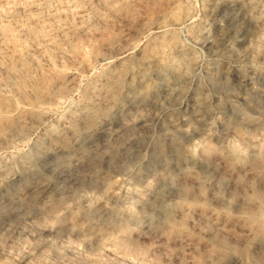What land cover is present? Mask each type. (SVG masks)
<instances>
[{"label":"rangeland","instance_id":"374dc122","mask_svg":"<svg viewBox=\"0 0 264 264\" xmlns=\"http://www.w3.org/2000/svg\"><path fill=\"white\" fill-rule=\"evenodd\" d=\"M0 264H264V0H0Z\"/></svg>","mask_w":264,"mask_h":264},{"label":"bare ground","instance_id":"6f19581e","mask_svg":"<svg viewBox=\"0 0 264 264\" xmlns=\"http://www.w3.org/2000/svg\"><path fill=\"white\" fill-rule=\"evenodd\" d=\"M7 32H8V31H7ZM44 82H45V81H44ZM44 84H46V82H45ZM47 84H48V83H47ZM47 84H46V85H47ZM43 87H44V86H43ZM46 87H48V85H47ZM44 89H45V88H44ZM180 156H181V155H180ZM117 242H118V244H122L123 240H122V239H119Z\"/></svg>","mask_w":264,"mask_h":264}]
</instances>
